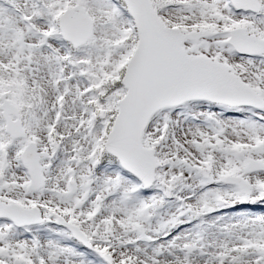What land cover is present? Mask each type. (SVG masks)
Here are the masks:
<instances>
[{
    "label": "snow or ice",
    "instance_id": "6c2138e0",
    "mask_svg": "<svg viewBox=\"0 0 264 264\" xmlns=\"http://www.w3.org/2000/svg\"><path fill=\"white\" fill-rule=\"evenodd\" d=\"M0 264H264V0H0Z\"/></svg>",
    "mask_w": 264,
    "mask_h": 264
}]
</instances>
